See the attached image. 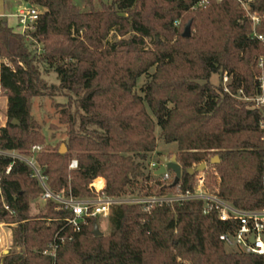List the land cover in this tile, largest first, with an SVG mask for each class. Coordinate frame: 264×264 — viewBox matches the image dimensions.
Here are the masks:
<instances>
[{"label":"trees","instance_id":"trees-1","mask_svg":"<svg viewBox=\"0 0 264 264\" xmlns=\"http://www.w3.org/2000/svg\"><path fill=\"white\" fill-rule=\"evenodd\" d=\"M200 1L112 0L100 9L88 2L89 10L82 11L75 0H25L40 10L27 34L0 18V57L13 65L0 70L1 96L7 98L0 149L28 155L42 146L36 160L49 189L78 199L192 191L199 173L188 170L218 156L220 162L203 172L207 188L240 210L264 209L262 115L237 98L240 90L255 94L264 44L235 0H208L195 8ZM251 6L264 14V0ZM189 22L191 36L184 38ZM257 31L264 34V22ZM112 33L118 39L111 42ZM50 71L58 84L46 81ZM226 75L233 77L229 93ZM36 97L66 100L56 104L66 127V139L57 145L47 141L32 114ZM159 139L176 145L182 167L179 184L166 189L148 184L146 165ZM75 159L78 168L70 169ZM98 178L106 182L102 192L93 187ZM0 181V222L13 226L19 248L2 264H52L42 252L58 233L65 235L72 212L48 200L43 213L32 215L31 200L43 189L22 161L0 156ZM203 209L199 200L151 210L116 205L108 235L94 234L98 218H88L80 232L68 228L73 239L58 250L56 263L264 264V256L228 251L220 235L236 223Z\"/></svg>","mask_w":264,"mask_h":264},{"label":"built area","instance_id":"built-area-1","mask_svg":"<svg viewBox=\"0 0 264 264\" xmlns=\"http://www.w3.org/2000/svg\"><path fill=\"white\" fill-rule=\"evenodd\" d=\"M222 2L223 0H216ZM245 13L246 19L251 22L253 36L264 44V34L259 33L257 28L262 27L264 22V14H259L252 10V3L254 0H235ZM208 0H201L195 8L202 7L208 4ZM40 15V10L37 7H27V4L21 6L14 17L17 20V31L21 34H27L35 29V24ZM3 66L13 68L9 60L0 57V70ZM256 92L252 97H246L242 90L239 91L237 98L243 102L249 103L251 108L261 113L262 117L259 121V128L263 133L262 142L264 148V54L260 55L256 61ZM225 92L229 93L228 85L232 83V76H224ZM2 90L0 88V96ZM43 147L35 145L32 147L28 155L19 151H5L0 149V156L11 158L12 160H19L28 165L33 171L40 186L43 189V194L40 200L46 204L48 200H53L62 205L66 210L72 212V217L67 218L66 224L62 231L65 235L57 234L55 240L49 245L48 249L42 252L44 256L50 257L56 263L58 250L73 236L69 235L66 231L71 228L73 232H80L82 224L86 223L88 218H98L106 220L109 218L112 208L119 204H143L148 210L153 209L155 206L168 203H184L187 201H202L204 203V214L210 212H218L219 219L223 222L232 220L236 223V229L220 235V240L229 248L236 251H243L251 254L264 256V209L261 210H240L230 203L225 202L220 198L217 192L210 191L205 182L203 172L197 176V184L194 190L178 193L159 194L156 191L153 194L146 195V193H136L124 195L122 197H107L100 194L97 197L78 199L70 196H65L64 193L56 194L52 192L47 185V178L43 175L42 169L36 160V154L41 152ZM264 163V160H263ZM166 167V164L161 162H151L149 164V171L147 176L149 178V186H155L157 189H166L172 186L175 174L171 170H166L165 173L158 175L156 172L161 167ZM78 161L75 159L71 162L70 169H77ZM12 164L7 168L6 173H10ZM98 192L103 189H98ZM2 194L1 181H0V195ZM6 209L9 207L4 205ZM254 242H251V239Z\"/></svg>","mask_w":264,"mask_h":264},{"label":"rangeland","instance_id":"rangeland-1","mask_svg":"<svg viewBox=\"0 0 264 264\" xmlns=\"http://www.w3.org/2000/svg\"><path fill=\"white\" fill-rule=\"evenodd\" d=\"M111 1L112 0H75V3L82 11H88V2H91L94 8L100 9L101 2L109 4ZM23 5H25V0H0V18H3L9 26L16 29V20L14 18H11V16L16 14L19 8ZM117 39L118 37L116 36V34L112 33L110 36V41L112 42ZM39 49H42L41 46H39ZM44 77L48 84H58L57 76L52 71L47 73L45 72ZM143 82L144 78L139 81L138 87H140ZM212 83L218 85L220 83V77L218 75H214L212 77ZM65 101L66 100L64 98L60 97H36L33 99L32 114L35 119L42 125V131L47 137V141L53 145H57L62 140L66 139V127L59 123L58 109L56 107L57 103H62ZM6 109L7 98L4 96H0V128L2 127L1 125L4 126L6 123ZM159 133L160 130L157 129V134ZM176 151L177 148L175 144H166L162 139H159L157 150L151 155L150 160L147 162V171H149V164L151 162H159L161 158L168 156L172 158L173 156H176ZM209 166L210 165L208 163V167ZM132 192L133 191H129L126 196H128L129 194H133ZM30 206L32 215H38L44 212L46 204L42 202L39 197L36 199H32ZM99 227L103 235H108L111 231V224L109 222V219H100ZM12 232V225L0 222V264L3 263V259L5 256L9 255L11 252L13 253L19 251V248H16L13 245ZM231 250V248H228V251ZM184 264L188 263L185 262Z\"/></svg>","mask_w":264,"mask_h":264},{"label":"water","instance_id":"water-1","mask_svg":"<svg viewBox=\"0 0 264 264\" xmlns=\"http://www.w3.org/2000/svg\"><path fill=\"white\" fill-rule=\"evenodd\" d=\"M27 7L29 8V7H31V5L27 4ZM191 27H192V23L189 22L186 25V27L184 29V32H183V37L184 38H189L191 36ZM14 124H17V121H14ZM67 151H68V149H67L66 145L63 144L61 146L60 153L61 154H65V153H67ZM161 162L163 164H166V167H164V166L161 167V169L158 170L156 173L158 175H161V174L165 173V171L167 169L171 170L175 174V179H174V182H173L172 186L178 185L180 180H181V177H182V167L177 162L176 156H173L172 158L163 157V158H161ZM219 162H220L219 157L216 156V157L212 158V160L210 161L209 165H215V164H217ZM207 168H208V163L204 162L200 166H198L197 168H195V169L192 168V169L188 170V173L191 174V175H195L196 173L204 172ZM94 234L96 236H102L103 235L102 232L99 230L98 226H95ZM251 242L252 243L254 242L253 238L251 239Z\"/></svg>","mask_w":264,"mask_h":264},{"label":"crops","instance_id":"crops-1","mask_svg":"<svg viewBox=\"0 0 264 264\" xmlns=\"http://www.w3.org/2000/svg\"><path fill=\"white\" fill-rule=\"evenodd\" d=\"M11 18H14L15 20H16V18L14 17V15H12L11 16ZM15 26H17V20H16V22H15ZM16 30H17V28H16ZM2 127H3V125H1ZM99 187H101V188H99ZM94 186L97 188L98 187V189H104L105 188V186H106V182H105V180L103 179V178H98L95 182H94Z\"/></svg>","mask_w":264,"mask_h":264},{"label":"bare ground","instance_id":"bare-ground-1","mask_svg":"<svg viewBox=\"0 0 264 264\" xmlns=\"http://www.w3.org/2000/svg\"><path fill=\"white\" fill-rule=\"evenodd\" d=\"M97 186H98V185H97ZM98 187H99V186H98ZM98 187H97V188H98ZM99 188H101V187H99Z\"/></svg>","mask_w":264,"mask_h":264}]
</instances>
